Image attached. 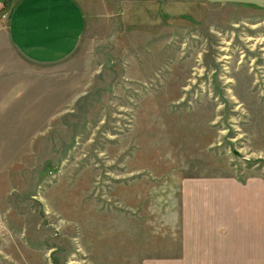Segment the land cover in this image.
Returning a JSON list of instances; mask_svg holds the SVG:
<instances>
[{
    "label": "rangeland",
    "instance_id": "obj_1",
    "mask_svg": "<svg viewBox=\"0 0 264 264\" xmlns=\"http://www.w3.org/2000/svg\"><path fill=\"white\" fill-rule=\"evenodd\" d=\"M86 1L53 66L0 33V264H174L198 190L264 178V8Z\"/></svg>",
    "mask_w": 264,
    "mask_h": 264
},
{
    "label": "crops",
    "instance_id": "obj_2",
    "mask_svg": "<svg viewBox=\"0 0 264 264\" xmlns=\"http://www.w3.org/2000/svg\"><path fill=\"white\" fill-rule=\"evenodd\" d=\"M86 2L12 0L0 28L14 54L11 62L38 69L68 58L85 30ZM203 189L191 199V246L182 237V258L174 264H264V178L249 176L233 185L209 182Z\"/></svg>",
    "mask_w": 264,
    "mask_h": 264
},
{
    "label": "water",
    "instance_id": "obj_3",
    "mask_svg": "<svg viewBox=\"0 0 264 264\" xmlns=\"http://www.w3.org/2000/svg\"><path fill=\"white\" fill-rule=\"evenodd\" d=\"M209 3H241L251 4L261 8H264V0H203Z\"/></svg>",
    "mask_w": 264,
    "mask_h": 264
}]
</instances>
